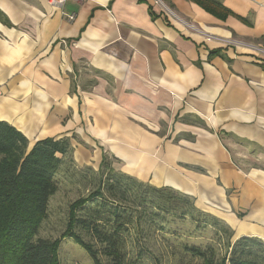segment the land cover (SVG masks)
Wrapping results in <instances>:
<instances>
[{"label": "crops", "instance_id": "1", "mask_svg": "<svg viewBox=\"0 0 264 264\" xmlns=\"http://www.w3.org/2000/svg\"><path fill=\"white\" fill-rule=\"evenodd\" d=\"M214 1L224 18L192 0H0V121L31 145L85 137L264 242V0Z\"/></svg>", "mask_w": 264, "mask_h": 264}, {"label": "trees", "instance_id": "2", "mask_svg": "<svg viewBox=\"0 0 264 264\" xmlns=\"http://www.w3.org/2000/svg\"><path fill=\"white\" fill-rule=\"evenodd\" d=\"M192 1L219 18L228 14L214 0ZM215 54L220 52L210 56ZM70 155L67 138H45L31 145L15 127L0 121V264H59V245L66 238L83 249L92 264H140L145 249L139 248L129 259L127 240L131 238V244L133 239L144 240V229L162 232V222L173 216L209 224L229 235L228 255L222 258L216 257L214 247H183L203 264H264L262 240L241 237L232 242V231L199 210L192 197L124 175L112 168L105 155L97 170L98 185L70 203L60 238H38L49 201L58 189L57 176L65 161H71Z\"/></svg>", "mask_w": 264, "mask_h": 264}, {"label": "rangeland", "instance_id": "3", "mask_svg": "<svg viewBox=\"0 0 264 264\" xmlns=\"http://www.w3.org/2000/svg\"><path fill=\"white\" fill-rule=\"evenodd\" d=\"M259 54L264 55L260 51ZM69 142L71 161H65L57 176L58 189L49 201L47 218L38 233V238L41 239H59L66 229L70 203L86 197L98 185L100 150L89 139H83L79 135L71 136ZM107 158L110 159L108 156ZM110 162L113 161L110 159ZM162 223V232L144 229V240L138 242L133 239L132 244L131 238L127 240L126 252L129 259L142 247L145 251L141 255L140 264H203L199 258L184 252L185 245L201 250L214 247L217 258L228 255L226 239L229 235L220 228L209 224L197 225L189 218L177 216L166 217ZM233 239L234 235L232 242ZM58 260L59 264H92L85 251L68 238L60 242Z\"/></svg>", "mask_w": 264, "mask_h": 264}, {"label": "built area", "instance_id": "4", "mask_svg": "<svg viewBox=\"0 0 264 264\" xmlns=\"http://www.w3.org/2000/svg\"><path fill=\"white\" fill-rule=\"evenodd\" d=\"M51 4L57 7H61L63 5V0H51ZM66 19L71 22L74 20V14L67 15Z\"/></svg>", "mask_w": 264, "mask_h": 264}]
</instances>
